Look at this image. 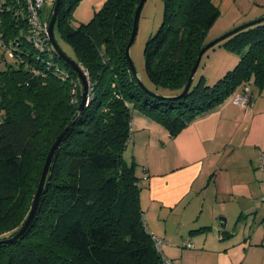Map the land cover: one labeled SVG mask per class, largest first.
Masks as SVG:
<instances>
[{"label": "trees", "instance_id": "16d2710c", "mask_svg": "<svg viewBox=\"0 0 264 264\" xmlns=\"http://www.w3.org/2000/svg\"><path fill=\"white\" fill-rule=\"evenodd\" d=\"M79 1L61 0L56 23L77 61L68 58L90 81L81 113L76 71L49 40L35 45L25 0H0V53L12 61L0 71V264H165L144 226L136 163L123 157L132 110L174 138L244 88L264 91V22L226 39L224 48L238 56L233 69L212 85L203 74L194 83L196 72L176 99L220 11L213 0H162L163 21L146 43L144 70L155 90L175 93L154 97L139 87L125 57L140 0H106L73 28L69 16ZM63 132L36 212L15 237Z\"/></svg>", "mask_w": 264, "mask_h": 264}, {"label": "crops", "instance_id": "0c3cea01", "mask_svg": "<svg viewBox=\"0 0 264 264\" xmlns=\"http://www.w3.org/2000/svg\"><path fill=\"white\" fill-rule=\"evenodd\" d=\"M235 63L223 62L215 79ZM249 90L246 106H236L229 98L195 119L176 138L142 117L143 135L152 127L154 140L161 142L163 150L167 146L177 150L175 165L165 170L145 169L139 200L146 217L150 209L158 210L157 215L165 213L157 219L158 227L146 220L145 228L163 242L166 252H176L172 243L178 242L187 249L180 253L178 264H264V171L259 168L264 153V91L252 86ZM146 137L148 142L153 140ZM175 217L179 222L171 231L169 220ZM222 218L224 228L219 226ZM249 222L245 236H240L239 225ZM185 243L193 247L188 249ZM163 245L162 257L175 264L172 256H163Z\"/></svg>", "mask_w": 264, "mask_h": 264}, {"label": "rangeland", "instance_id": "374dc122", "mask_svg": "<svg viewBox=\"0 0 264 264\" xmlns=\"http://www.w3.org/2000/svg\"><path fill=\"white\" fill-rule=\"evenodd\" d=\"M105 1L106 0L79 1L76 7L71 11V14L69 16V25L75 28L78 27L80 24L88 23L92 19L94 12L99 10ZM213 2L215 6L219 9L220 15L216 20V22L214 23V25L212 26V28L205 35L204 37L205 45L209 44L210 42L214 41L217 38L222 37L224 34L232 31L236 27H239L245 23L254 21L261 17H264V15H262L264 14V0H213ZM53 4H54L53 0H45L43 8L40 12V19L42 20V22L47 23L53 8ZM163 10H164V6L162 0L146 1L140 14L135 40L130 48V57L133 62L137 77L142 82L144 87L150 91L151 90L154 91L155 88L148 81L144 70V49L149 38L155 35V33L157 32L163 21ZM53 35L58 47L67 55V57H69L73 61H77L75 52L61 37L57 23L54 26ZM225 42L226 40L218 43L204 54V56L201 59L200 66L197 70V75H196L197 79H195L194 83H196L197 80L199 79V76L203 74L206 77L208 84L212 85L218 81V78L215 79L216 78L215 75L218 72H221L223 66L222 67L219 66L223 62L229 59L232 63L233 61L236 62L238 61V59H236V57L238 58L236 54H233L228 49L224 48ZM6 64H12V61L7 57L2 59L0 53V71L5 69ZM235 64L229 65L228 68L233 69ZM156 90H155L156 93L153 92L154 94L166 98L173 97L171 95L175 93L163 89H156ZM237 93H240V89H238ZM136 113H138L141 116H138V114ZM142 117H146L147 119L153 121L152 118L143 114L137 108H133L131 113V123H130V128L132 133L131 141L126 151L123 154V157L127 163H131V162L136 163L135 175L139 179V183L140 181H142L144 177H147V173L145 169L148 168V166H150L151 170L154 169L163 170L164 168H168L171 167L172 165H175L178 161L177 153H176L177 150L174 148V146H170L169 148H167L168 147L167 146L163 150L161 142L154 140V136L156 135L155 133L156 130L154 131L152 127L145 130H146V136L149 137L151 136V138H153L154 141L153 140L149 142L147 141L146 139L147 137L143 135V132L141 130V123L142 121H144L143 120L144 118ZM146 127L147 125L145 126V128ZM177 136H175L174 138H176ZM157 213L158 210L154 211V209H150L146 217V211H145V214L143 213L144 226H146V220H147L149 224L152 222L155 227H158L159 221L157 219H159V217L160 219H162L165 216V213H159L158 215ZM178 222L179 219L177 217L171 218L168 224L169 230L171 229V231H175V229H177ZM250 224L251 223L249 222L247 223V225H243V224L239 225L240 236H243V234L245 236L247 230L249 229ZM157 231L159 232L160 228H158ZM164 240H168V239L165 238ZM168 243L170 244V242ZM172 244H173L172 246L175 247L174 250L176 252H171V251L166 252V246L163 245L162 247V250L164 252L163 256H168L170 258L172 256L174 258L175 264H178V262L180 261V253L186 251L187 249L181 248V242L172 243Z\"/></svg>", "mask_w": 264, "mask_h": 264}, {"label": "water", "instance_id": "95a60500", "mask_svg": "<svg viewBox=\"0 0 264 264\" xmlns=\"http://www.w3.org/2000/svg\"><path fill=\"white\" fill-rule=\"evenodd\" d=\"M147 0H140V2L138 3L137 5V8H136V11H135V15H134V20H133V27H132V33H131V37H130V40H129V43L126 47V50H125V57H126V60L128 62V65L130 67V70H131V73L132 75L135 77L139 87L151 94L152 96L154 97H157L156 94H153L151 93L148 89H146L144 87V85L142 84V82L139 80V78L137 77V74L135 72V68H134V65H133V62L131 60V57H130V48L135 40V37H136V33H137V28H138V22H139V18H140V14H141V11L143 9V6L145 5ZM60 3H61V0H54V5H53V9H52V13H51V16H50V19L48 21V37H49V41L51 42V44L53 45L54 49L57 51V53L62 57V59L67 63L69 64L75 71L76 73L78 74L82 84H83V96H82V100L80 102V105L78 107V111L79 113H81L83 111V107H84V104H85V100H86V95H87V81L86 79L84 78L82 72L79 70V68L75 65V63L73 61H71L63 52L62 50L58 47L55 39H54V35H53V29H54V26H55V23H56V17H57V13H58V10H59V7H60ZM261 22H264V17H261L259 19H256L254 21H251V22H248V23H245L239 27H236L235 29H233L232 31L224 34L222 37L220 38H217L215 39L214 41L210 42L209 44L205 45L201 51L199 52L198 54V57L196 59V62H195V65L193 66L192 70H191V73H190V76L188 78V81L184 87V90L182 91L181 94L173 97V98H182L186 95V93L189 91V89L191 88V85H192V82L195 78V75H196V72H197V69L199 68V65L201 63V59L202 57L204 56V54L210 50L211 48H213L215 45H217L218 43L228 39L230 36L236 34L237 32H240L244 29H247L251 26H254V25H257ZM165 98V97H164ZM64 132L61 133V135H59V137L56 139V141L52 144L51 148H50V151L47 155V158H46V161L44 163V166H43V170H42V173H41V177H40V180H39V184H38V187H37V190H36V193H35V197H34V200H33V204H32V208L30 210V213L26 219V222L24 223L23 227L21 228V230L19 231V233L15 236V237H18L19 235H21L25 230L26 228L28 227V225L30 224L35 212H36V209H37V206H38V201H39V197H40V194H41V191L43 189V186H44V182H45V179H46V175H47V172H48V168H49V165H50V162H51V159L53 157V154L57 148V146L59 145L60 141H61V138L63 136ZM221 220V224L219 223V226L221 228H224L225 226V219L222 218L220 219Z\"/></svg>", "mask_w": 264, "mask_h": 264}, {"label": "built area", "instance_id": "2783aa9c", "mask_svg": "<svg viewBox=\"0 0 264 264\" xmlns=\"http://www.w3.org/2000/svg\"><path fill=\"white\" fill-rule=\"evenodd\" d=\"M25 2L28 12V20L33 29V41L37 47L42 48L44 42L49 40L48 24L41 22L39 17L40 12L45 3V0H25ZM83 76L87 81V88H88L90 86L89 78L87 74H83ZM74 93H75V89L72 90V94ZM249 93H250L249 89L244 88L240 94H235L232 98L233 104L239 107L246 106L249 100ZM259 168L261 171H264V153L260 155ZM153 242L157 251L160 252L163 242L156 237H153ZM184 246L188 249H191L193 247L189 243H185ZM165 264H171V262L169 260H165Z\"/></svg>", "mask_w": 264, "mask_h": 264}]
</instances>
